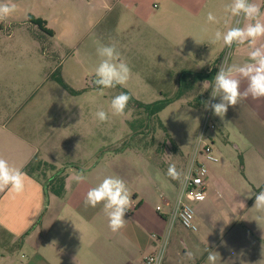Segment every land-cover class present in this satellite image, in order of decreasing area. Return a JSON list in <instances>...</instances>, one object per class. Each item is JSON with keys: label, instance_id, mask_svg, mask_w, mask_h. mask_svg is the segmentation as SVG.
I'll use <instances>...</instances> for the list:
<instances>
[{"label": "crops", "instance_id": "1", "mask_svg": "<svg viewBox=\"0 0 264 264\" xmlns=\"http://www.w3.org/2000/svg\"><path fill=\"white\" fill-rule=\"evenodd\" d=\"M20 1L3 0L16 6ZM253 2L264 10V0ZM228 3L230 0L72 1L74 8L86 11L89 32L102 28L98 35L101 45L126 37L141 57L143 70H151L152 78L144 81L145 87L154 90L139 101L171 100L158 116L173 156L179 159V181L170 178L159 162L147 161L132 144L118 148L127 130L112 136L110 113L108 121H98L94 101L81 111L52 115L13 111L3 118L1 113L0 157L24 171L38 156L63 170L66 190L63 196L46 191L42 182L27 174L22 194L0 191V264H143L146 256L157 251L152 235L163 236L169 229V215L206 113L203 101L211 89L205 87V81L213 82L215 68L228 49L222 41L212 43L213 34L236 24L224 10ZM210 11L218 23L207 21ZM72 27L64 33L52 29L54 37L68 43L74 36ZM261 44L264 38L257 42V46ZM249 50L247 44L233 45L227 63L249 62ZM246 83L242 81V91ZM105 106L101 103L98 108L104 110ZM179 107L182 115L177 127L173 111ZM168 110L174 125L172 118L167 122L164 117ZM212 121L216 130L210 133V141L219 161H203L208 174L206 199L195 205L198 230H187L177 222L163 264H206L209 250L219 253L217 264H264V219H258L260 214L253 208L255 194L264 190V98L244 99L229 107L224 121L213 114ZM124 124L126 128L127 119ZM81 171L87 179L78 183L73 177ZM109 175L126 182L133 200L131 214L125 215L126 225L117 233L109 229L102 205L92 208L84 203L88 190ZM159 206L162 211L157 210Z\"/></svg>", "mask_w": 264, "mask_h": 264}, {"label": "rangeland", "instance_id": "2", "mask_svg": "<svg viewBox=\"0 0 264 264\" xmlns=\"http://www.w3.org/2000/svg\"><path fill=\"white\" fill-rule=\"evenodd\" d=\"M72 1L21 0L16 11L0 22V114L3 113V118L10 116L13 111L20 115L81 111L83 106H88L87 102L92 101L95 102L96 110H99L101 103H105L104 110L111 115L110 101L112 97L123 92L120 86L104 89L102 95L97 88L84 90L90 86V80L95 79V69L100 62L97 48L102 46V41L98 38L102 28L89 32L86 11L74 8ZM29 15L46 20L49 22L48 27L59 33L66 32L73 25L72 40L68 43L60 42L55 37L42 34L37 27L16 25L17 22H28ZM121 38L109 39L110 44L116 46L121 53V59L131 69L127 86L121 88L139 101L146 96V92L154 90L150 86L145 87L147 83L144 81L152 78L153 73L149 68L143 70L139 62L141 57L137 55L135 47L130 45L126 37ZM56 77L63 78L77 94L60 86L55 80ZM163 90L167 92L168 89ZM164 98H168V95ZM169 111L171 110L164 114L166 121L169 122L168 118H172L173 123L175 117L178 127V120L182 115L180 107L173 111L174 117L168 114ZM125 113L124 116L111 115L110 119L112 136L124 134L126 130L128 133L117 147L132 144L133 147L141 149L144 157H148L147 161L159 162V166L167 170L170 165H175L180 174V163L177 167L179 159L173 156L174 150L170 148L168 134L159 126L155 117L149 118L132 104H128ZM125 119L128 121L126 128ZM48 123L44 121L45 125ZM57 171L59 169H47L46 175L48 178L56 177Z\"/></svg>", "mask_w": 264, "mask_h": 264}, {"label": "clouds", "instance_id": "3", "mask_svg": "<svg viewBox=\"0 0 264 264\" xmlns=\"http://www.w3.org/2000/svg\"><path fill=\"white\" fill-rule=\"evenodd\" d=\"M225 12L234 18L235 26L228 28L226 32L215 31L212 43L222 41L226 47L233 45H245L249 47L248 61L242 65L222 62L218 71L209 85L205 81V87H210L208 100L203 101L205 110H211L214 116L224 121L229 107L237 106L242 100L264 98V44L257 46V42L264 38V10L253 0H230L225 5ZM16 11V5L0 0V22L8 19ZM207 21L218 23L213 12H208ZM243 26H240V22ZM100 62L95 69L93 84L103 94L104 89H114L117 86L126 87L131 77V69L121 59V53L114 44L102 45L97 48ZM242 81H246V87L241 90ZM218 102H214L217 101ZM131 96L127 92H120L112 97L110 110L112 116H124ZM95 117L100 122L110 119L109 113L103 109L95 112ZM226 123V122H225ZM167 175L176 179L179 173L175 165H170ZM27 174L20 168L12 166L9 161L0 157V191L7 189L14 195H20L25 191ZM73 179L83 182L87 179L81 172L75 173ZM205 197L201 196L203 200ZM85 206L92 208L103 206V211L108 218V227L113 233L119 232L126 225L125 215L131 210L132 194L126 182L118 176H105L96 186L90 188L86 194ZM260 214L257 218L264 219V190L255 194L254 207ZM190 256L191 254L188 253ZM219 253L208 251L206 264H217Z\"/></svg>", "mask_w": 264, "mask_h": 264}, {"label": "built area", "instance_id": "4", "mask_svg": "<svg viewBox=\"0 0 264 264\" xmlns=\"http://www.w3.org/2000/svg\"><path fill=\"white\" fill-rule=\"evenodd\" d=\"M231 48L228 47L225 54L220 58L218 67L222 62H228ZM218 67L217 69L215 68L216 73ZM93 86L95 85L93 84ZM215 130L216 124L212 121V112L207 110L192 155L184 170L177 198L169 215V229L163 236L152 235V238L158 244V249L154 254L146 256L143 264H163L171 231L177 222L187 230L193 232L198 230L195 222V205L206 199V177L208 174V168L203 161L209 163H217L219 161L214 144L210 141V133ZM201 196L205 198L201 200ZM157 210L162 211V207H157ZM127 214L130 215L131 211L127 212Z\"/></svg>", "mask_w": 264, "mask_h": 264}, {"label": "trees", "instance_id": "5", "mask_svg": "<svg viewBox=\"0 0 264 264\" xmlns=\"http://www.w3.org/2000/svg\"><path fill=\"white\" fill-rule=\"evenodd\" d=\"M28 23L37 27L39 31L46 36L54 37L55 35V32L48 27L47 21L42 18L35 17L34 15H29ZM16 25L19 26V24ZM55 80L60 86H62L69 92L73 94H77V92L73 90L64 81L63 78L56 77ZM94 88L97 87L96 86L88 87V89H94ZM120 89L123 92H127L131 96V99L128 104H132L133 106H135L136 109L141 110L143 113L147 114L149 118L155 117L159 126H161L165 130L158 115L170 104L171 100H161L152 104H143L140 101L136 100L127 90L122 89L121 87ZM45 168L46 170H44ZM47 169L48 170L51 169L52 171L57 170V168L54 165L49 164L48 162L42 160L38 156H35L29 162V164L26 165V167L24 168V172L30 175L31 177H34L38 181L42 182L46 191L53 192L59 196H63L66 190V177L63 175V170L57 171L58 175H56V177L53 176L52 178H48L46 175Z\"/></svg>", "mask_w": 264, "mask_h": 264}, {"label": "water", "instance_id": "6", "mask_svg": "<svg viewBox=\"0 0 264 264\" xmlns=\"http://www.w3.org/2000/svg\"><path fill=\"white\" fill-rule=\"evenodd\" d=\"M90 86H93V81H90Z\"/></svg>", "mask_w": 264, "mask_h": 264}]
</instances>
